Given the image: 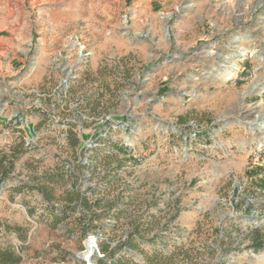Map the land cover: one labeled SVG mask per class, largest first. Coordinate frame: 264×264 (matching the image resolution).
<instances>
[{"label":"rangeland","instance_id":"374dc122","mask_svg":"<svg viewBox=\"0 0 264 264\" xmlns=\"http://www.w3.org/2000/svg\"><path fill=\"white\" fill-rule=\"evenodd\" d=\"M257 84L264 0H0V264H264Z\"/></svg>","mask_w":264,"mask_h":264},{"label":"bare ground","instance_id":"6f19581e","mask_svg":"<svg viewBox=\"0 0 264 264\" xmlns=\"http://www.w3.org/2000/svg\"><path fill=\"white\" fill-rule=\"evenodd\" d=\"M240 50V55L237 57H233L229 64L220 72L221 77L223 80H230L236 76V73L239 69V62L238 60H244L248 54H253L257 52V48L254 46H244V45H238ZM246 92H244L245 94ZM263 113H257L256 116H262ZM263 121V124L259 125V128L264 130V116L261 118ZM264 141L259 142V147L263 146Z\"/></svg>","mask_w":264,"mask_h":264},{"label":"trees","instance_id":"16d2710c","mask_svg":"<svg viewBox=\"0 0 264 264\" xmlns=\"http://www.w3.org/2000/svg\"><path fill=\"white\" fill-rule=\"evenodd\" d=\"M82 204H87L85 200L81 201ZM8 261H10L11 264H18L21 261V258L19 256H16L13 252H8ZM112 264H126L122 261V259H118L116 261H113Z\"/></svg>","mask_w":264,"mask_h":264},{"label":"water","instance_id":"95a60500","mask_svg":"<svg viewBox=\"0 0 264 264\" xmlns=\"http://www.w3.org/2000/svg\"><path fill=\"white\" fill-rule=\"evenodd\" d=\"M239 50H241V49H239ZM256 54H257V52H256ZM239 55H240V51L235 53V56L238 57ZM257 85H258V87L255 86V87H257V92H261L262 90H264V89H263L264 86H263L262 84H257ZM255 94H257V93H255ZM90 264H91V263H90Z\"/></svg>","mask_w":264,"mask_h":264}]
</instances>
